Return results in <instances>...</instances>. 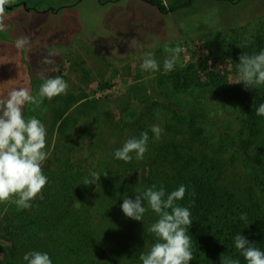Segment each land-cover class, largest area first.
I'll list each match as a JSON object with an SVG mask.
<instances>
[{
	"label": "rangeland",
	"instance_id": "rangeland-1",
	"mask_svg": "<svg viewBox=\"0 0 264 264\" xmlns=\"http://www.w3.org/2000/svg\"><path fill=\"white\" fill-rule=\"evenodd\" d=\"M96 1L10 0L7 5L0 31V98L22 87L38 97L41 73L62 77L69 87L67 94L23 108L26 120L38 118L47 130L48 157L42 167L48 183L30 208H19L17 197L0 202V264H27L23 256L29 251L48 253L52 264H98L87 250L59 245L55 235L52 251L46 239L64 228L62 221L79 223L78 216L95 201L97 181L91 172L100 161L126 187L135 184L142 190L152 182L166 195L177 188L176 170L204 165L207 175L195 180L197 188L216 185L215 176L228 175L242 198L262 201L264 134L257 141L262 129L254 120V101L264 95V84L246 88L240 82L239 57L264 50V0H193L168 15L123 1L114 14L84 11L81 29L71 36L73 12L63 13L72 10L64 6ZM175 1L161 0L165 6ZM125 18L130 28L127 23L123 36L106 22L100 25L114 20L119 26ZM22 36L30 38V51L15 47ZM165 46L182 49L167 72ZM144 52L154 53L158 71L141 68ZM45 58L55 65L43 63ZM62 120L70 121L60 130ZM154 125L163 129L159 139L151 131ZM143 132L148 133L146 161L134 152L130 162L114 157L126 140ZM224 192L214 191L215 198H224ZM32 220L43 224L36 233Z\"/></svg>",
	"mask_w": 264,
	"mask_h": 264
},
{
	"label": "clouds",
	"instance_id": "clouds-1",
	"mask_svg": "<svg viewBox=\"0 0 264 264\" xmlns=\"http://www.w3.org/2000/svg\"><path fill=\"white\" fill-rule=\"evenodd\" d=\"M10 0H0V31L5 27L3 19L6 5ZM31 40L28 36H22L15 41L18 50H31ZM169 53L163 62L164 70L172 71L175 67L180 47L171 48L165 46ZM50 55H53L50 53ZM141 68L145 71H158L160 65L154 58V53L144 52ZM239 71L246 88L252 85L264 84V50L258 54H242L239 57ZM43 63L55 65V60L45 58ZM50 68L49 71H53ZM43 83L39 88V96H33L28 88L12 89L7 98H0V202L17 197L14 203L21 209L31 207L32 201L48 183V177L43 172L42 165L48 157L46 149L47 130L44 124L35 117L25 119L23 108L25 104L41 103L43 98L52 99L61 94H67L68 83L60 76H44L41 73ZM258 116H264V103L256 109ZM151 131L159 139L163 129L154 125ZM148 133L143 132L140 138L132 137L124 142L121 148L115 150L114 157L118 160L130 162L131 153L136 154L137 159H142L147 152ZM95 181H99L100 175L91 172ZM106 176V175H105ZM92 184L89 181L85 185ZM186 193V186L180 185L166 195L165 189L156 185L148 188L143 195L137 194L135 199L127 196L121 205L126 217L136 221H142L145 212V200L148 207L158 215L149 232L153 233L157 242L148 252H142L139 256L142 264H189L194 259L192 251V237L188 229L193 220L189 208L182 207L176 202L182 200ZM80 202L77 201V207ZM241 220H246V214L240 215ZM235 248L240 251L247 264H264V251H261L254 243L240 233L234 237ZM27 264H52L48 253L29 251L23 256ZM221 264H240L239 260L221 255Z\"/></svg>",
	"mask_w": 264,
	"mask_h": 264
},
{
	"label": "trees",
	"instance_id": "trees-1",
	"mask_svg": "<svg viewBox=\"0 0 264 264\" xmlns=\"http://www.w3.org/2000/svg\"><path fill=\"white\" fill-rule=\"evenodd\" d=\"M116 1L119 0H98L101 4ZM140 1L154 7L160 14L168 15L190 6L193 0H177L168 6H165L161 0ZM213 1L235 3L239 0ZM262 97L264 95H257L255 98L256 109L264 101ZM254 120L261 125L262 129L257 138L259 141L264 134V116L256 114ZM69 121L62 120L60 130L64 129ZM162 142L163 139L157 141L159 151L162 149L160 145ZM145 154L148 156L147 153ZM143 159L146 161V158ZM110 162L111 160L107 159L106 164ZM204 167L202 165L201 168L194 166L192 170L178 169L173 175V181L177 185L176 189L180 185L186 186L185 196L177 201V204L189 208L193 220L188 234L192 237L194 259L189 264H221L222 254L225 257L239 260L240 264H247L240 251L235 248L234 237L240 233L247 237L250 243H254L256 247L264 251V190L262 201L250 202L241 197L240 191L237 190L238 186L228 175L222 178L219 175L215 176L216 185L197 188L195 180L207 175L204 171L208 170L203 169ZM97 171L95 172L100 175V179L95 189L92 190L95 191V201L89 204L88 211L78 216L79 223L69 224L62 221L64 228L57 233L52 231L53 234L46 239L48 247L56 251L57 245L51 239L55 235L59 245L75 250H87L92 254V261L98 264H142L139 259L140 254L148 252L157 242L156 236L148 229L159 217L148 207L146 200L144 206L148 210L142 221L126 217L121 205L125 196L135 199L136 191L139 195H143L154 184L144 183L142 190L140 186H134L135 184L126 187L123 182L119 181L118 176L111 173L104 161H100ZM173 171L174 168L170 173ZM209 174L214 176L216 171ZM111 180L114 183L109 184L108 181ZM156 187L159 189L158 186ZM219 188L225 190L224 198H215L214 191ZM83 191L84 188H81L78 194H82ZM209 198L212 199L208 200ZM79 209L76 208V211ZM242 213L246 214V220L240 219ZM93 220L94 225L91 224ZM42 225L41 221L32 220L31 231L36 233Z\"/></svg>",
	"mask_w": 264,
	"mask_h": 264
},
{
	"label": "crops",
	"instance_id": "crops-1",
	"mask_svg": "<svg viewBox=\"0 0 264 264\" xmlns=\"http://www.w3.org/2000/svg\"><path fill=\"white\" fill-rule=\"evenodd\" d=\"M125 2V1H130L129 3H131L134 7L133 8H135V9H142L144 6H150V5H148L147 3H145V2H143V1H140V0H119V1H116V2H114V3H109V4H101V3H99L98 2V0L96 1L97 3L96 4H92L91 6H85L84 4H79L78 5V1L76 2V3H74V5H66V6H64L66 9H68V8H72V10H64L63 11V13H72L73 12V17H74V21H72V27H73V29L74 30H72V31H70V32H68V33H70V35L71 36H73V37H75V32L76 31H79L80 29H81V26H82V13L84 12V11H88V12H96V13H99V11H107V13L108 14H110V13H113L114 14V12H119V11H121V8H123V7H117V6H122L121 5V3L122 2ZM142 4H141V3ZM68 4V3H67ZM143 4H144V6H143ZM78 5V6H77ZM124 6H126V7H129L130 6V4H126V5H124ZM22 8V7H21ZM63 8V7H62ZM22 9H24V8H22ZM114 9H116L115 11H114ZM25 10V9H24ZM26 11V10H25ZM29 11H30V9H29ZM58 10H55V11H52V12H57ZM27 12V11H26ZM123 12V11H122ZM125 12V11H124ZM96 17V16H95ZM100 20L99 19H96V21H95V23H98ZM130 21V20H129ZM107 23L112 29H115V30H119L120 31V33H121V35L123 36L125 33L124 32H122V31H125L127 28V23H128V19H126L125 18V20L124 21H122L121 22V24H119V26H118V22H114V20H112V21H110V20H108V21H104L103 23H101L100 25L102 26V27H104L105 25H104V23ZM133 23V20H132V22H131V24ZM130 23H128V29L127 30H129V28H130V25H129ZM126 30V31H127ZM127 34H128V32H127Z\"/></svg>",
	"mask_w": 264,
	"mask_h": 264
},
{
	"label": "water",
	"instance_id": "water-1",
	"mask_svg": "<svg viewBox=\"0 0 264 264\" xmlns=\"http://www.w3.org/2000/svg\"><path fill=\"white\" fill-rule=\"evenodd\" d=\"M26 11H29V7H26L25 3L20 4ZM50 11H55V10H50Z\"/></svg>",
	"mask_w": 264,
	"mask_h": 264
},
{
	"label": "flooded vegetation",
	"instance_id": "flooded-vegetation-1",
	"mask_svg": "<svg viewBox=\"0 0 264 264\" xmlns=\"http://www.w3.org/2000/svg\"><path fill=\"white\" fill-rule=\"evenodd\" d=\"M5 8H8V6L6 5ZM31 9V8H30Z\"/></svg>",
	"mask_w": 264,
	"mask_h": 264
}]
</instances>
